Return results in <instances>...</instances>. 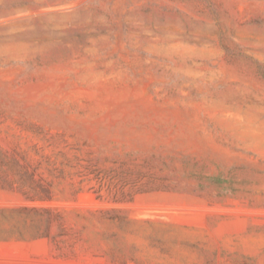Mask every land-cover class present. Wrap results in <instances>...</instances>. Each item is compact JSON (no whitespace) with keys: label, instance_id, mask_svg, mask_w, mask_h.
<instances>
[{"label":"rangeland","instance_id":"374dc122","mask_svg":"<svg viewBox=\"0 0 264 264\" xmlns=\"http://www.w3.org/2000/svg\"><path fill=\"white\" fill-rule=\"evenodd\" d=\"M0 264H264V0H0Z\"/></svg>","mask_w":264,"mask_h":264}]
</instances>
